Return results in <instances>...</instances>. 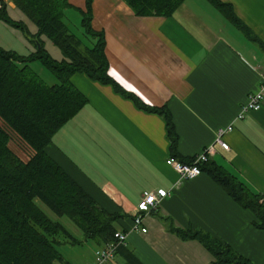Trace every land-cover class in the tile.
Masks as SVG:
<instances>
[{"label": "crops", "instance_id": "obj_1", "mask_svg": "<svg viewBox=\"0 0 264 264\" xmlns=\"http://www.w3.org/2000/svg\"><path fill=\"white\" fill-rule=\"evenodd\" d=\"M221 1L257 41L208 0H186L169 17L138 16L124 0H93L92 25L105 32L109 73L122 89L147 105L168 107L182 157H194L214 142L218 128L233 124L225 137L230 149L217 145L209 160L264 195V103L236 120L264 72V0ZM69 2L68 9L86 8V0ZM71 81L88 102L54 134L47 152L117 215L115 229L128 234L124 246L143 264H214L204 243L172 228L202 230L264 264V229L253 224V212L208 172L181 180L167 163L172 155L163 115L85 73ZM155 189L166 194L143 216L147 231L132 230L140 197ZM110 264L125 259L118 253Z\"/></svg>", "mask_w": 264, "mask_h": 264}, {"label": "trees", "instance_id": "obj_2", "mask_svg": "<svg viewBox=\"0 0 264 264\" xmlns=\"http://www.w3.org/2000/svg\"><path fill=\"white\" fill-rule=\"evenodd\" d=\"M39 26L34 35L39 48L30 56L0 47V264H71L58 246L60 235L76 238L67 227L52 219L38 204L44 203L58 216H68L80 227L86 238L106 244L115 239L117 215L100 207L96 200L47 152L54 134L88 102L71 81L77 72L105 84L132 99L140 108L156 112L166 119L171 155L183 163L194 157L178 152V133L172 113L166 105L151 106L122 89L109 73L106 37L92 25L93 0H86L82 15L89 46L71 31L64 20L69 0H11ZM138 16L169 17L186 0H124ZM250 39L257 41L248 26L235 14L233 7L221 0H208ZM4 2L0 17L23 27L7 14ZM46 34L61 50L63 58H54L40 38ZM40 61L58 82L49 84L32 66ZM18 137L29 150L27 159L16 153L11 142ZM243 208L255 215L253 224L264 229V195L251 188L237 174L215 162L200 164ZM183 237L198 238L211 251L214 264H254L229 244L202 230L172 228ZM125 264H143L133 250L120 245Z\"/></svg>", "mask_w": 264, "mask_h": 264}, {"label": "rangeland", "instance_id": "obj_3", "mask_svg": "<svg viewBox=\"0 0 264 264\" xmlns=\"http://www.w3.org/2000/svg\"><path fill=\"white\" fill-rule=\"evenodd\" d=\"M4 2H8V16L13 21L21 22L24 25V28L17 27L13 23L7 21L5 18L0 17V47L6 50L15 51L16 53L24 56L32 55L39 48V45L36 43V41H34V39H36L34 35H36L40 30L38 24L33 21L22 9L17 8L11 0H4L3 4ZM9 2H12L14 6ZM64 20L67 22L72 32L85 41L89 46L93 45V41L86 38L85 28L82 24V15L78 10L67 9ZM40 38L43 41L44 48L49 54L59 60L63 58L60 48L46 34H42ZM30 65L49 84L58 82L53 72L40 61H33L30 63ZM11 147L24 159L28 158V147L18 137H15V135L11 142ZM38 204L52 219L63 223L70 233L76 238L75 242H70L72 238L65 235L59 236L62 244L59 245L58 248L63 253L65 258L71 261L72 264H89L96 249L98 248L99 243L97 240L86 238L83 230L78 227L68 216L56 215L41 201H38ZM117 259H120V256H118ZM54 264L62 263L56 261Z\"/></svg>", "mask_w": 264, "mask_h": 264}, {"label": "built area", "instance_id": "obj_4", "mask_svg": "<svg viewBox=\"0 0 264 264\" xmlns=\"http://www.w3.org/2000/svg\"><path fill=\"white\" fill-rule=\"evenodd\" d=\"M3 1L0 0V11L3 8ZM261 81L257 91L248 95V99L240 107L236 116V120L244 119L251 111L259 110L264 103V72L260 74ZM234 129L233 124L220 127L216 131L215 140L212 144L206 146L200 153L194 156L193 162L183 163L179 159L171 156L167 159V163L173 166L180 174V179H190L200 175L203 171L200 166L203 162L209 161L210 155L216 151V146L219 145L225 150L230 149V144L225 140V137ZM166 193L160 189L145 191L137 203L139 214L134 217V231L146 232L147 228L143 225V216L152 211L156 205L164 198ZM128 234L123 231H116L115 239L98 247L94 253V260L91 264H110L115 260L117 249L120 245H125Z\"/></svg>", "mask_w": 264, "mask_h": 264}]
</instances>
